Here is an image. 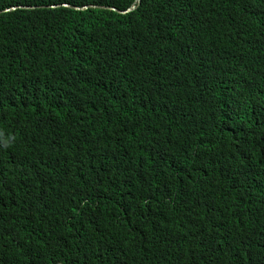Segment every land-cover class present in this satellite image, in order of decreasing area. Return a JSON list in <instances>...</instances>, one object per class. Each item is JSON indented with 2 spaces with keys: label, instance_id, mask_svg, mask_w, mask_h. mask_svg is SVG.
<instances>
[{
  "label": "trees",
  "instance_id": "16d2710c",
  "mask_svg": "<svg viewBox=\"0 0 264 264\" xmlns=\"http://www.w3.org/2000/svg\"><path fill=\"white\" fill-rule=\"evenodd\" d=\"M133 2L0 0V264H264V0Z\"/></svg>",
  "mask_w": 264,
  "mask_h": 264
},
{
  "label": "clouds",
  "instance_id": "9594fccd",
  "mask_svg": "<svg viewBox=\"0 0 264 264\" xmlns=\"http://www.w3.org/2000/svg\"><path fill=\"white\" fill-rule=\"evenodd\" d=\"M136 1L134 0V2H133V4L135 3ZM139 2H140V0H139ZM133 4H131V5H133ZM130 5V6H131ZM138 5H139V3H138ZM138 5H137V7H138ZM63 6H66V7H68L69 5L68 4H63ZM129 6V7H130ZM94 7V6H93ZM129 7L127 8V9H120V10H116L115 8H113V7H107V8H109V9H113V10H115V11H117V13H120V14H128L129 12H132L133 10H135V9H132L131 11H128V9H129ZM11 8H13V9H16V8H32V7H25V6H18V7H11ZM11 8H9V9H5L4 11H8V10H13V9H11ZM87 8V6H84V7H80V8H78V9H86ZM103 9H105V8H103ZM141 119H142V121L143 122H146V123H149V121L147 120V119H145V117L144 118H142L141 117Z\"/></svg>",
  "mask_w": 264,
  "mask_h": 264
},
{
  "label": "water",
  "instance_id": "95a60500",
  "mask_svg": "<svg viewBox=\"0 0 264 264\" xmlns=\"http://www.w3.org/2000/svg\"><path fill=\"white\" fill-rule=\"evenodd\" d=\"M136 2L133 4V5H131L130 7H129V9H128V11H131L132 9H135L136 7H137V5H138V3H139V0H135ZM11 9H13V8H11Z\"/></svg>",
  "mask_w": 264,
  "mask_h": 264
}]
</instances>
